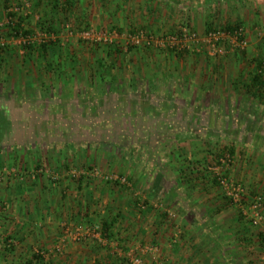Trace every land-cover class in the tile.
Returning <instances> with one entry per match:
<instances>
[{"label":"rangeland","instance_id":"1","mask_svg":"<svg viewBox=\"0 0 264 264\" xmlns=\"http://www.w3.org/2000/svg\"><path fill=\"white\" fill-rule=\"evenodd\" d=\"M111 1L91 0L83 4L81 0H0V105H10L7 106L9 132H29L34 138V146L45 153L44 159L31 154L19 159L16 152L22 144L17 142L22 137L9 140L13 144L0 140V153L9 150L5 159L0 160V182L3 183L0 187V264H73L69 256L74 244L86 248L92 246L94 250L105 247L120 251L127 264H130L131 256H141L147 264H153L148 262L145 254H159L158 246L154 245L157 247L155 252H148L143 249L151 244L146 243L137 253L123 248L118 236L103 233L104 209L110 214L108 218L118 214L119 209H114L107 199L112 195L109 192L117 190L120 193L114 194L129 200L131 205L136 201L135 207L143 209L147 205L145 194L152 190L155 167L166 170L167 179L175 182L177 178L181 185L196 177L193 168L200 163L190 149L197 150V142L206 150L215 148L214 154H218L201 170L218 187L220 194L225 195L216 172L243 184L228 173L238 161L236 156L231 154L229 164L220 160L229 153L230 146L228 140L219 136L221 133L215 132L213 138L214 131L206 134L207 130L202 127L183 131L191 124H170L166 115L161 116V112L166 113V109L172 108L159 105L160 94H172L170 90L179 83V76L169 73L168 77L160 76L155 67L159 66L162 55L167 67L179 65L178 56L188 54L194 58L205 55L206 61L216 66L219 65L217 61L220 59L222 63L230 52L245 54L253 51L257 62L255 68L264 69V64L259 63V58L264 57V18L259 17L264 0H232V3L228 0H171L175 4L171 13L177 23L158 32L132 26L133 14L128 20L129 27L120 25L117 11H111ZM236 4L243 19L236 20L232 9L229 10L231 15L221 12ZM102 8H105L103 16L99 13ZM220 14L226 17L217 23L214 16ZM185 24H189L199 38L197 43H186L189 47L170 39L181 33ZM225 24H240L247 44L242 46L239 39H221L213 53L204 36L210 27L224 30L221 26ZM136 35L143 38L136 42ZM249 35L253 36L252 41ZM211 59H215L214 64ZM161 62V65L165 63ZM145 67L154 70L150 79L141 71ZM164 82L168 85L162 86ZM65 90L68 91L65 93ZM71 91L76 102L68 98ZM187 91L185 94L190 93ZM180 94L183 96L182 92ZM233 108L237 111V107ZM228 109L220 108L216 112L226 114ZM251 110L253 114L258 111L254 107ZM226 125L209 124L217 127L216 130ZM248 126L251 129L259 126L264 131L261 122ZM8 127L6 123L0 127V134ZM6 158L13 160L8 162ZM148 166L153 169L149 170ZM114 175L126 177V182L106 178ZM16 184H19L21 195L15 192ZM35 187L44 197L57 195L61 200H71L69 208L63 202L59 212L56 210L55 218L44 215V211L38 219L26 215L25 219L20 218L19 212L30 216L31 210L33 212V204L23 205L22 200L23 196L25 200L32 194L34 198L38 193ZM17 194L19 196H11ZM86 197L92 201L82 202ZM105 202L107 205L102 207ZM125 207L120 208L127 210ZM89 214L92 219L85 220ZM123 221L116 226L117 230L127 231V222ZM21 226L37 228L39 242L25 241ZM48 226L61 230L56 241L42 234V229ZM99 230L102 235H96Z\"/></svg>","mask_w":264,"mask_h":264},{"label":"crops","instance_id":"2","mask_svg":"<svg viewBox=\"0 0 264 264\" xmlns=\"http://www.w3.org/2000/svg\"><path fill=\"white\" fill-rule=\"evenodd\" d=\"M90 1L81 0L83 4H88ZM228 1L233 2L232 0ZM174 5L171 0H112L110 7L111 11H117L120 25L129 27L131 23L128 20L133 14L132 26H143L158 32L159 29L177 23V18L171 13ZM237 6L238 4L235 7L223 8L221 12L223 14L228 12L231 15L229 10L232 9L235 12L232 15L236 20L243 19L244 15L238 12ZM103 10L105 8L99 10L101 16L104 15ZM239 11L241 12L242 9L240 8ZM260 13L259 17L264 18V8L260 9ZM214 17V20L220 23L226 16L220 14V16L215 15ZM197 25L201 27L198 22ZM252 38L253 36L249 35L250 41ZM254 55L253 51L245 54L230 52L227 57H224L222 63L219 59L217 61L219 65L211 66V63L206 61L205 55H197L199 57L194 58L189 57L188 54L186 57L178 56L180 66L168 67L165 66L166 62L162 60L164 55H159L160 60L165 63L161 65L162 62L160 61L159 66L156 65L157 70L155 71L160 76L166 75L168 77V73L174 77L179 76L177 79L179 83L170 90L172 94L169 96L160 94L161 103L159 105L172 108L166 109V113L161 112V116L166 115L168 118L166 120L170 124H191L188 128L185 127L186 129L183 131L189 132L191 128L199 127L198 129H200L202 127L205 131L207 130L206 134L214 131L212 133L213 138L216 137L215 132L221 133L219 136L229 141V147L238 160L233 169L231 167L228 169V173L242 180L247 194L242 202L244 205L242 208L241 205L231 202L224 194L219 193L218 187L214 186V182L206 178L204 176L205 171L201 170L204 169L205 163L208 164L218 154H214L215 148L210 147V150H206L201 143L197 142L199 145L197 150L193 147L190 149L194 151V159L199 160L198 163L201 164V166L198 164L199 166L193 168L196 170L194 173L196 177L181 185L177 178L175 182L167 179L169 174L166 173V170L155 167L151 182L152 190L145 194L147 205L143 209L140 210V208L135 207L136 201L131 205L129 200L114 194L117 190H110L109 193L114 197L111 195V198L107 199H110L109 202L114 206V209L119 207L116 211L118 214H113V217L108 218L110 214L106 213L104 209L103 217L105 220L103 223L111 222L110 233L118 236L117 238L121 241L123 248L139 253L142 251L141 245L146 243L158 246L159 254H145L148 262L153 264L158 262L159 264H264V241L259 232V227L251 223V213L247 211L253 195L262 194L264 196V131L259 126L252 129L248 126L250 123H264V69L263 67L255 68L257 62L254 61ZM214 60L211 59L213 64L215 63ZM186 62L190 65H184ZM259 63L264 64V57L259 58ZM141 71L149 79L154 73L150 67H145ZM256 72L262 76V82L259 84L253 81ZM163 78L167 80L165 77ZM165 84L168 85V82L162 83V86ZM184 86H188L187 89L190 93L185 94L184 91H188ZM67 91L65 90V93ZM181 92L183 96L180 94ZM68 98L76 102L72 91ZM7 106L10 107L7 103L1 104L0 108L5 111L4 114L9 118L10 111ZM233 107H237L238 112ZM253 107L258 109L255 114L251 110ZM220 108L229 109L226 114H222L219 113ZM216 109L219 110L216 112ZM217 123L227 125L219 130H216L218 128L215 126H209V124ZM190 132L193 133L194 129ZM19 137H22V141L19 140L20 142L17 143L22 145L18 148L19 151L17 149L16 157L21 159L24 155L31 154L32 156L35 155L37 159L39 157L44 159V151L34 146L32 143L34 138L27 131L16 133L8 130V133L1 136L0 140L9 142V140ZM38 139L41 140L40 137ZM9 143L13 144L12 142ZM7 151L6 153L3 151V154L0 153L1 161L9 154V150ZM12 160L9 158L7 161L12 162ZM150 167L148 166L149 170H152L153 168ZM1 185H3L2 182H0V187ZM82 185L84 187L85 182ZM184 187L188 188L184 189ZM14 188L15 192L21 195L19 184H16ZM36 189L38 193L36 196L34 194V198L32 194L27 196L25 200L23 196L22 200L23 205L25 203L33 204L31 216L19 212L20 218L25 219L26 215L27 218L38 219L42 216L43 211L44 215L48 214L50 218H55L56 210L59 212V206L63 202L69 208L71 200H61L57 195L47 198L39 194L38 188ZM18 194L11 196H19ZM87 198L82 199V202L87 204L92 201L91 198ZM122 202L125 204L121 205ZM106 203L101 204V206L107 205ZM120 207H125L127 210ZM155 207H158L159 210L156 211L157 208ZM24 212L26 211L24 210ZM82 216L84 215L82 214ZM84 218L90 220L92 214ZM116 220L117 222H115ZM123 220L127 222L125 225L127 231L121 228L119 231L116 228L124 222ZM30 228L31 233H28ZM55 228L48 226L42 229V234H47L51 241H56V235L61 230L59 232ZM32 229L33 226H21V235L26 238L25 241L37 244L40 232L37 228ZM174 236L176 238H173ZM72 246L69 257L73 259V264H127L125 256L120 251H110L105 247L94 250L92 246L86 248L77 244Z\"/></svg>","mask_w":264,"mask_h":264},{"label":"built area","instance_id":"3","mask_svg":"<svg viewBox=\"0 0 264 264\" xmlns=\"http://www.w3.org/2000/svg\"><path fill=\"white\" fill-rule=\"evenodd\" d=\"M139 38H143V36H138L134 38L136 42H139ZM228 38L230 40H237L239 39L242 46H245L247 44L245 38H244V28L242 26H239L234 31H227L226 30H216L212 29L206 32V35L204 36L205 42L209 45L210 48H212V51L216 50L217 43L221 41V39ZM173 43H179L183 42L185 43L183 47H189L186 45V43L194 41L199 42L198 35L195 31H193L189 24H185V26L182 27L181 33H179L176 36L170 37ZM163 41V40H162ZM181 49V48H179ZM178 49V50H179ZM222 163L229 164L231 159V154L228 153L224 157L220 158ZM217 173V180L223 185L224 193L229 200L235 204L241 205L243 208V201L245 199V188L242 183H238L234 180H228L222 174L219 172ZM107 179L120 181V182H126V177H121L118 175L114 176H106ZM246 209V208H245ZM247 211L251 213L250 221L254 226L259 227L260 233L262 234V237L264 239V196L261 194H257L253 196L252 202L249 205V208H247ZM96 235H102V230L98 231ZM80 235V234H78ZM78 237V236H77ZM105 237V236H104ZM80 238V236H79ZM107 238V237H106ZM144 251H151L155 252L157 250L156 246L150 245L149 247H146L143 249ZM130 254V253H129ZM130 264H147L144 259L141 256H131L130 257Z\"/></svg>","mask_w":264,"mask_h":264},{"label":"trees","instance_id":"4","mask_svg":"<svg viewBox=\"0 0 264 264\" xmlns=\"http://www.w3.org/2000/svg\"><path fill=\"white\" fill-rule=\"evenodd\" d=\"M239 26H240V24H225V25H223V26H221V27H222V29H224V30H226V31H234V30L237 29ZM209 29L211 30L212 27H210ZM261 78H262L261 74H259V72H256V73L254 74L253 81H255V83H258V84H259V83L262 82V81H261ZM4 113H5V111L1 110V108H0V116L2 117V122L0 121V127L4 126L5 123H6L7 127H8V123H9V127H8L7 130H6V131L8 132V130H10V119H9L8 117H6V115H5ZM6 131H5V132H2V133L0 134V137L3 136V135L6 133ZM227 151H228L230 154H233V150H232L230 147L227 149ZM214 181H215V180H214ZM110 229H111V222H104V223L102 224V230H103V233H105V235H108V234H109V236H111ZM106 232H107V233H106ZM261 235H262V234H261ZM262 238H263V237H262ZM263 241H264V239H263ZM36 257H39V256H36Z\"/></svg>","mask_w":264,"mask_h":264}]
</instances>
